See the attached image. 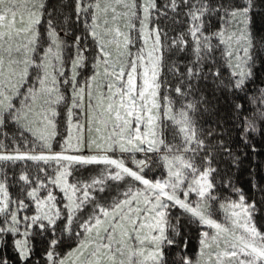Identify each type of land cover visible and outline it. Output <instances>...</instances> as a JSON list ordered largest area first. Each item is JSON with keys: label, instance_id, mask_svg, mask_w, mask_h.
<instances>
[{"label": "snow or ice", "instance_id": "obj_1", "mask_svg": "<svg viewBox=\"0 0 264 264\" xmlns=\"http://www.w3.org/2000/svg\"><path fill=\"white\" fill-rule=\"evenodd\" d=\"M0 264H264V0H0Z\"/></svg>", "mask_w": 264, "mask_h": 264}]
</instances>
